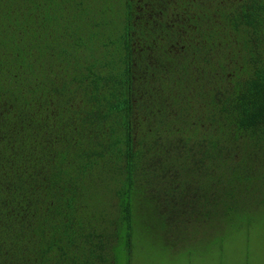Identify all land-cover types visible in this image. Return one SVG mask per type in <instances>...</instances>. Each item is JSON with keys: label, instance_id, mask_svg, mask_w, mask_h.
<instances>
[{"label": "trees", "instance_id": "obj_1", "mask_svg": "<svg viewBox=\"0 0 264 264\" xmlns=\"http://www.w3.org/2000/svg\"><path fill=\"white\" fill-rule=\"evenodd\" d=\"M255 206L264 0H0V264L190 252Z\"/></svg>", "mask_w": 264, "mask_h": 264}, {"label": "rangeland", "instance_id": "obj_2", "mask_svg": "<svg viewBox=\"0 0 264 264\" xmlns=\"http://www.w3.org/2000/svg\"><path fill=\"white\" fill-rule=\"evenodd\" d=\"M255 202L251 199L244 207L251 208ZM248 211L252 216L247 220L246 215L235 218V225L223 223L215 229L201 230L190 252L147 242L135 251L133 264H264V206Z\"/></svg>", "mask_w": 264, "mask_h": 264}]
</instances>
